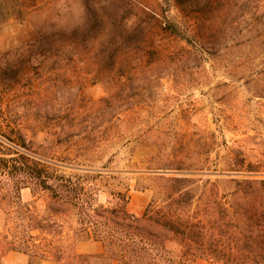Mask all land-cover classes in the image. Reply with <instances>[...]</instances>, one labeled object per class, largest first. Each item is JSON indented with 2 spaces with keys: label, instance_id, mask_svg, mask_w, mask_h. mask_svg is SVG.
I'll list each match as a JSON object with an SVG mask.
<instances>
[{
  "label": "rangeland",
  "instance_id": "rangeland-1",
  "mask_svg": "<svg viewBox=\"0 0 264 264\" xmlns=\"http://www.w3.org/2000/svg\"><path fill=\"white\" fill-rule=\"evenodd\" d=\"M21 134L51 178L92 180L102 204L129 197L142 217L185 178L231 222L244 182L264 180V0H0V158ZM244 242L225 260L264 264Z\"/></svg>",
  "mask_w": 264,
  "mask_h": 264
},
{
  "label": "trees",
  "instance_id": "trees-1",
  "mask_svg": "<svg viewBox=\"0 0 264 264\" xmlns=\"http://www.w3.org/2000/svg\"><path fill=\"white\" fill-rule=\"evenodd\" d=\"M164 25L179 36L176 26ZM111 121L104 118L103 123ZM2 137L16 148H8L13 152L0 158V264L10 253L26 256L30 264H197L204 258L220 264H259L225 260L226 242L242 248L245 240L251 254L264 255V180L244 182L251 194L236 203L243 212L231 222L209 208L198 209L192 181L185 178L170 180L164 196L154 198L137 217L128 210L129 197L114 206L100 203L99 190L88 178H51L48 165L31 156L23 134L18 142ZM25 189L32 191L33 202L23 201ZM41 199L44 214L35 206ZM82 242L99 244L102 252L80 253L77 244Z\"/></svg>",
  "mask_w": 264,
  "mask_h": 264
},
{
  "label": "crops",
  "instance_id": "crops-1",
  "mask_svg": "<svg viewBox=\"0 0 264 264\" xmlns=\"http://www.w3.org/2000/svg\"><path fill=\"white\" fill-rule=\"evenodd\" d=\"M86 243H90L91 245H95V246H99L101 248V245L99 244H95V243H91V242H86ZM102 252V248H101V251L98 252V253H95V254H100ZM81 253V252H80ZM15 254H19V253H15ZM86 254H89V253H86ZM91 254V253H90ZM22 255V254H21ZM24 256V255H23ZM26 257V256H25ZM50 264V263H49Z\"/></svg>",
  "mask_w": 264,
  "mask_h": 264
}]
</instances>
